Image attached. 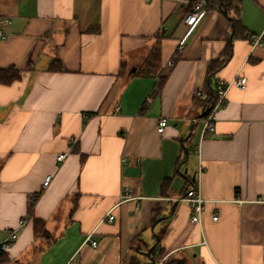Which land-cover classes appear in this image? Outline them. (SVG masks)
Returning a JSON list of instances; mask_svg holds the SVG:
<instances>
[{"label":"crops","instance_id":"obj_1","mask_svg":"<svg viewBox=\"0 0 264 264\" xmlns=\"http://www.w3.org/2000/svg\"><path fill=\"white\" fill-rule=\"evenodd\" d=\"M194 1L0 0V70L19 71L0 82V242L18 234L7 264H151L154 244L157 264H264V0L240 1L246 36L211 74L233 12L210 0L188 27ZM159 40L161 69L139 75ZM238 76L246 86L203 137L211 94ZM125 188L139 198L119 203ZM189 188L205 199L200 222Z\"/></svg>","mask_w":264,"mask_h":264},{"label":"built area","instance_id":"obj_2","mask_svg":"<svg viewBox=\"0 0 264 264\" xmlns=\"http://www.w3.org/2000/svg\"><path fill=\"white\" fill-rule=\"evenodd\" d=\"M210 4V0H195L192 4L191 8L185 14L183 18V22L191 27L194 25L198 19L206 12ZM5 34L2 30H0V38H4ZM262 36H258L254 39L256 43L260 42ZM184 43L178 42L173 55L167 60L164 64L162 70L164 71L167 67H171L175 64L176 59L181 55L184 50ZM247 83V78L245 76H238L231 82L220 80L215 88L216 100L215 102L207 109V113L204 116V125L202 130V136L205 137L209 132H213L215 130V122H216V110L218 107L224 104L227 96V92L231 86H237L238 88H244ZM197 94L202 95V92H197ZM167 125V117L163 116L159 119L158 130L163 132ZM67 153H59L57 155V160L62 162L65 160ZM52 176L48 175L45 178L43 183L44 187H47L51 181ZM139 197L134 196V192L132 189L125 188L121 194V202H125L132 199H138ZM191 204L192 210L194 213L191 216V220L193 222H200L201 215L204 210V202L205 199L201 196L200 192L196 188H189L185 196L181 198ZM108 219L112 221L115 218V215L112 213V209L107 214ZM218 216H214V219H217ZM18 234L15 230L8 231L7 237L0 242V254L7 251L12 243L16 240ZM96 244V241H93V245ZM164 260V259H163ZM163 260L158 263L162 264ZM66 264H78L75 258H71L68 260Z\"/></svg>","mask_w":264,"mask_h":264},{"label":"trees","instance_id":"obj_3","mask_svg":"<svg viewBox=\"0 0 264 264\" xmlns=\"http://www.w3.org/2000/svg\"><path fill=\"white\" fill-rule=\"evenodd\" d=\"M241 0H219V4L221 5V8L224 10H227L228 14L231 15V11L233 12V15L231 17V25H232V40L227 43V46L225 47V50L223 51L224 59H217L213 60L210 63L209 67V74L216 71L219 67L223 66L225 62L228 60L231 54L232 46H233V40L238 37H245L246 36V28L242 24V21L239 16V4ZM211 6V5H210ZM236 10V11H235ZM162 66V56H161V41L159 40L157 44L152 48L148 58L142 65V67L137 72L139 75H151L157 73ZM51 70H62V64L59 60L53 61L52 65L50 67ZM19 77V71L14 68L6 69V70H0V82L4 83H10L13 80L17 79ZM163 77V76H162ZM164 78V77H163ZM216 100L215 90L213 94H211L210 99L208 100L207 104L214 103ZM207 113V110H205L204 115ZM170 178H166L163 185L169 183ZM36 196L31 201L30 205V212H32L33 205L35 203ZM34 223V231L35 236L37 237H44L48 240H52V236L50 232L46 228L45 221L39 218L34 217L33 218ZM6 252H3L0 254V264H7L9 262V259L7 258ZM174 261H171L170 264H173Z\"/></svg>","mask_w":264,"mask_h":264},{"label":"water","instance_id":"obj_4","mask_svg":"<svg viewBox=\"0 0 264 264\" xmlns=\"http://www.w3.org/2000/svg\"><path fill=\"white\" fill-rule=\"evenodd\" d=\"M225 13L227 14V10H225ZM156 222L153 223L152 228L155 226ZM155 246L156 244H154L153 246H151L150 248H148L146 251L143 252L150 259L151 264H157V259L153 256V251L155 249ZM174 264H183V263L178 261L175 262Z\"/></svg>","mask_w":264,"mask_h":264},{"label":"rangeland","instance_id":"obj_5","mask_svg":"<svg viewBox=\"0 0 264 264\" xmlns=\"http://www.w3.org/2000/svg\"><path fill=\"white\" fill-rule=\"evenodd\" d=\"M236 11V10H235Z\"/></svg>","mask_w":264,"mask_h":264}]
</instances>
